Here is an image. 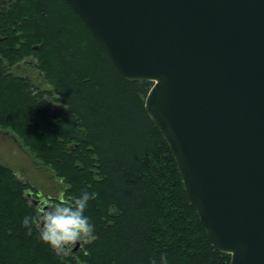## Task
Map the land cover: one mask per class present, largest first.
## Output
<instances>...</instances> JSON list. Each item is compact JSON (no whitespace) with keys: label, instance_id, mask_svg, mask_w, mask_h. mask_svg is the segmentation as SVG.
<instances>
[{"label":"trees","instance_id":"1","mask_svg":"<svg viewBox=\"0 0 264 264\" xmlns=\"http://www.w3.org/2000/svg\"><path fill=\"white\" fill-rule=\"evenodd\" d=\"M31 56L28 74H14ZM151 85L123 79L64 0H0V129L54 174L65 200L95 193L94 234L60 252L22 225L38 212L33 188L0 163V264H161V253L167 264L229 263L144 110Z\"/></svg>","mask_w":264,"mask_h":264},{"label":"water","instance_id":"2","mask_svg":"<svg viewBox=\"0 0 264 264\" xmlns=\"http://www.w3.org/2000/svg\"><path fill=\"white\" fill-rule=\"evenodd\" d=\"M127 81L228 264H264V0H64Z\"/></svg>","mask_w":264,"mask_h":264},{"label":"clouds","instance_id":"3","mask_svg":"<svg viewBox=\"0 0 264 264\" xmlns=\"http://www.w3.org/2000/svg\"><path fill=\"white\" fill-rule=\"evenodd\" d=\"M94 195L84 190L67 200L61 198L53 203L46 200L38 212L25 213L21 223L29 234L37 230L39 238L55 250H70L94 234L95 224L86 212ZM151 264H157L156 260L153 259ZM161 264H167L166 253H161Z\"/></svg>","mask_w":264,"mask_h":264},{"label":"rangeland","instance_id":"4","mask_svg":"<svg viewBox=\"0 0 264 264\" xmlns=\"http://www.w3.org/2000/svg\"><path fill=\"white\" fill-rule=\"evenodd\" d=\"M31 55L35 56L36 54L31 53ZM27 59L29 60H26V64L23 66L30 65L32 68L36 59L34 57ZM13 73L23 76L28 74L22 70L21 66L15 67ZM43 86L47 90V86ZM0 163L16 172L20 175V178L22 177L30 182L33 190L29 194L30 196L28 195V198L32 205L37 208V211L46 200L49 203H53L61 198L64 199V186L62 183H59V180L52 172L48 171V168L42 167L41 164L38 165L26 153L20 141H17L13 135L2 129H0Z\"/></svg>","mask_w":264,"mask_h":264},{"label":"flooded vegetation","instance_id":"5","mask_svg":"<svg viewBox=\"0 0 264 264\" xmlns=\"http://www.w3.org/2000/svg\"><path fill=\"white\" fill-rule=\"evenodd\" d=\"M25 62H26V61H23V62H21V63H18L17 65H15V67H18V66L24 65V64H26ZM29 194H30V193H29ZM29 194H28V195H29ZM29 196H30V195H29ZM57 201H58V200H57ZM85 243H86V240H81V241H79L76 245L72 246L70 250H67V251H68V254H70V253H74V252L78 251L79 249L82 248V246H83ZM73 247H74V248H73Z\"/></svg>","mask_w":264,"mask_h":264}]
</instances>
